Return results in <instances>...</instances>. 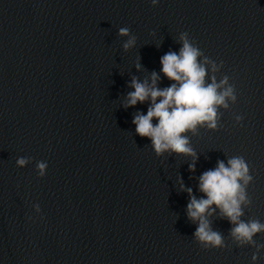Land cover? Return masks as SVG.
Instances as JSON below:
<instances>
[{"label": "clouds", "instance_id": "1", "mask_svg": "<svg viewBox=\"0 0 264 264\" xmlns=\"http://www.w3.org/2000/svg\"><path fill=\"white\" fill-rule=\"evenodd\" d=\"M158 2L159 0H151L153 6ZM118 34L130 37L123 45L126 51L135 45V37L130 36L129 28L121 27ZM179 39L182 44L179 53L169 51L160 59L161 72L172 83L164 88L159 87L160 75L155 71L151 73L150 81L146 79L141 82L133 77L129 85L133 91L127 94L124 106L134 107L138 103L149 102L146 114L137 112L132 123L138 136L151 141L158 156L164 152H173L195 157L186 133L195 134L197 127L204 125L215 130L218 121L217 107L228 108L226 101L235 103L237 96L235 86L228 83L227 76L217 83L213 75L211 82L207 83L208 71L205 65L210 64L215 73L218 71L216 63L207 57H204L203 62L200 61L203 52L189 39L187 32H182ZM136 67L140 70L141 66L137 64ZM242 119L243 117L237 116V123ZM153 120L156 121L155 124ZM28 162V158L20 157L17 158L16 165L24 167ZM47 167L46 162L37 163L36 169L40 177L46 174ZM189 171H195L194 163L189 165ZM252 181L249 164L242 156H234L228 160L227 165L218 161L215 169L201 174L199 190L204 194L203 197L197 199L192 195V190L187 189L190 197L187 215L190 220L199 222L194 237L205 249L224 247L222 235L212 230L207 218L216 209L233 225L230 234L235 242L256 247L257 252L264 247L256 244L253 239L258 233L264 232V223L258 219H241L244 207L252 203L247 192ZM181 188L183 190V184ZM34 207L39 212V205ZM256 259L257 254L254 253L253 262Z\"/></svg>", "mask_w": 264, "mask_h": 264}]
</instances>
